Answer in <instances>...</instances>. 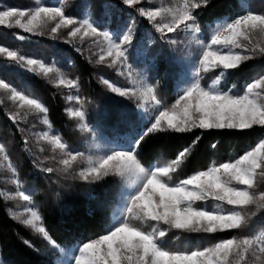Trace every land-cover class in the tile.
<instances>
[{"label":"snow or ice","instance_id":"6c2138e0","mask_svg":"<svg viewBox=\"0 0 264 264\" xmlns=\"http://www.w3.org/2000/svg\"><path fill=\"white\" fill-rule=\"evenodd\" d=\"M151 4L152 0H144ZM125 5L135 6L141 0H123ZM209 0H175L172 6L155 8H138L139 14L161 34L184 32L191 34L196 43L197 53L191 61L190 79L182 81L178 99L171 108H164L158 99L156 86L143 78L133 76L131 88H120L108 80L102 82L121 97L135 98L138 107L153 105V113L148 126L136 137H133L125 148H110L103 154L85 157L83 152H73L62 142L58 135L45 131L42 139L48 141L53 150L59 149L63 157L59 164L63 167L55 169L45 167L42 171L69 172L79 159H85L87 167L78 177L92 182L104 177L116 176L124 186L122 202L116 209L115 223L104 235L89 240L73 249L64 251L59 264H242L246 257H254L252 264H264V230L255 237H232L220 240L203 248L190 251H172L164 245L169 233L177 230L183 233H217L220 231L245 229L251 218L264 210V139L254 147L245 151L238 159L219 164L214 163L208 170L199 171L176 183H171L172 175L177 173L199 141L196 137L192 143L179 151L174 159L163 165L146 168L138 158V149L150 134L159 132H191L194 129H253L264 127V76L246 84L242 94L224 92L218 86L221 80L237 70L254 55L264 56V46L253 43L254 35L264 37V14L246 10L235 18L222 20L211 29L209 39H199L196 34L201 29L196 10L206 7ZM51 34L68 28V36L83 40L89 36H99L106 42L101 49L98 63L109 60L108 66L126 65L128 46L133 35L131 29L123 35H114L109 31H100L90 19L77 21L66 15L64 6H46L42 0H35V6L20 10L9 7L0 10V26L18 27L31 34H44V29L51 23ZM19 39H25L20 36ZM175 43V41H171ZM0 54L27 66L29 71L37 75L49 77L57 73L56 83L59 86L77 88L76 80L66 79L54 66L27 58L16 50L0 46ZM219 69V75L211 85H203L204 74ZM0 89L10 93L9 99L19 102V108L34 110L44 114L43 123L50 127L46 119L47 107L34 96H29L0 78ZM69 100L78 97H68ZM69 115L78 118L79 128L83 132L91 129L85 123V112L82 109H68ZM19 113L10 118L16 122ZM0 154L8 160L5 145L0 143ZM13 176L16 169L9 164ZM259 178V179H258ZM17 184L16 197L32 203L30 195L19 190ZM11 198V197H10ZM205 202L202 206L197 202ZM215 202L211 208L207 202ZM254 209V211H252ZM29 218L22 223L30 226L52 247H58L44 226L38 224L40 215L31 207L26 208ZM15 219L20 220L21 214ZM133 221H139L135 224ZM149 225L151 231H145Z\"/></svg>","mask_w":264,"mask_h":264},{"label":"trees","instance_id":"16d2710c","mask_svg":"<svg viewBox=\"0 0 264 264\" xmlns=\"http://www.w3.org/2000/svg\"><path fill=\"white\" fill-rule=\"evenodd\" d=\"M243 1H248L253 8L264 3V0H210L206 7L197 9L203 36L208 38V25L214 20L222 17L235 18L243 14ZM33 3V0H0V6L19 9L28 8ZM63 6L68 15L75 17H80L89 8L95 19V26L117 33L124 30L125 20L135 14V9L121 0H65ZM105 11L111 14L104 15ZM135 17L140 28L128 46V60L136 67L155 63L152 78L156 81L158 96L166 108L174 102L177 94L175 85L179 79V66L173 62L165 41L157 39L149 43L144 33L152 29L151 24L138 15ZM20 36L25 39H19ZM0 45L16 50L23 56L54 63L70 70L77 77L79 105L85 112V119L91 129L89 132L81 131L79 123L69 115L66 91L56 86L48 77L37 75L29 71L26 65L21 67L0 54V78L43 102L48 109L47 117L51 126L69 150L86 152L92 131L112 140L125 141L138 136L149 124L138 114L137 107L130 100L112 92L102 82L101 77L114 80V73L93 62L92 57L86 56L78 45L6 26H0ZM256 70L264 72V56L252 58L239 69L230 70L225 87L232 86L236 93L242 92L246 84L251 83L259 73ZM9 111L0 99V139L16 165L20 181L31 196L42 218V224L52 240L59 247H69L106 234L113 208L122 190L120 178L108 176L92 182L84 181L78 177L79 168L84 164L82 160L75 163L69 172L42 171L45 167L59 169L63 166L56 161L49 148L38 144L24 131L25 126H28V130L40 127L38 122L27 123L29 118H25L16 119L14 123ZM196 137L200 139L195 150L178 172L172 175L171 183L199 171H206L214 163L219 165L238 159L264 139V127L255 126L248 130L194 129L185 133L166 131L150 134L140 145L138 158L146 168L166 164ZM7 175L10 174L6 169L0 168V264H55V248L41 234L22 223V213L20 220L14 218L19 214L14 211L23 202L18 197L10 198L4 194V190L12 191L15 186L6 181ZM261 190H264V183H261ZM204 203L200 201L197 205L202 206ZM211 204L212 201L207 202L209 208ZM133 223L140 224L139 221ZM144 230L151 231V227L145 225ZM261 230H264V210L257 212L245 229L208 234L173 230L166 238L164 246L172 251H190L234 236H252Z\"/></svg>","mask_w":264,"mask_h":264},{"label":"rangeland","instance_id":"374dc122","mask_svg":"<svg viewBox=\"0 0 264 264\" xmlns=\"http://www.w3.org/2000/svg\"><path fill=\"white\" fill-rule=\"evenodd\" d=\"M64 1L65 0H51V1L42 0V3L44 5H46V6H58V5H61V4L63 5ZM121 1L123 2V0H121ZM33 2L34 3L30 7L35 6V0H33ZM174 3H175V0H152L151 4H147V3L144 2V0H141V3L138 4V5H135V6L127 5L129 7H132L133 9H135V14L133 15V17H130L129 19L125 20L126 21L125 22L126 26L124 27V30L122 32L117 33V32L111 31L108 28H105L103 30H101L99 28L98 29L100 31H102V32L103 31L112 32L114 35H119V34L123 35V34L127 33V31L129 29H131L132 35H133V39H135V37L137 35V32H138V30L140 28L139 23L137 22L135 16L138 15L139 18H143V19L147 20L146 18L142 17L139 14V12L137 10L138 8H140V7L155 8V7H160L161 5L172 6ZM242 5H243V8H244V13L246 12V10H251L254 13H257V14H264V3L259 5L256 8L251 7L249 5L248 1H243ZM30 7L24 8V9H29ZM7 8H9V7L5 6V5L0 6V10H5ZM17 9H19V8H17ZM24 9H20V10H24ZM110 14L111 13H108L107 11H105V13H104V15H110ZM66 15H68V14L66 13ZM68 16H71V15H68ZM71 17H73L77 21H82L84 19H90L94 23V20H95L94 17H93L92 11L89 8H86L83 11V14L80 17H75V16H71ZM228 19H231V18L222 17V18H218V19L214 20L212 23H210L208 25V30H207L208 31V38L207 39H209V34H210L211 29L214 28L218 22H221L222 20H228ZM139 20H141V19H139ZM54 24H55V22L49 24L47 26V28L44 29V34L43 35H48V36L55 37V38H58V39H61V40H67V41H70L73 44L78 45V47H81L82 52H84L86 56L88 55L89 57H92L93 62L98 63V58H99V55L101 54V49L106 47V42L103 41L102 37L89 36V37L84 38L83 40H81L79 37L73 38V37L68 36L69 29L68 28H63V27L58 30L57 34L53 35V34H51L50 29H51V27L54 26ZM94 25H95V23H94ZM144 34L146 35L147 39H149V43L152 42V41L154 42L157 39H161L162 41H165L168 44V48L171 51L173 62L176 63L179 66V79L176 81V85H175V90H176L177 94L175 96L174 102H172L169 106L166 107V108L170 109L171 106L178 99L180 88L184 86L182 81H186V80L190 79L189 72H190V68H191V61L195 57V55L197 53V47L198 46L191 39V34H189V33H184V32L168 33L167 36L162 38L161 34L159 32H157L155 30V28L152 26V29L150 31L145 32ZM196 36L199 39L207 40L203 36V33L201 31H200V33H197ZM171 41H175V43H172ZM255 42H259V43H261L262 46H264V37H259L258 34L254 35L253 43H255ZM2 55L6 56V54H2ZM259 56L260 55L257 54V55H254L253 58H258ZM25 57H27V56H25ZM27 58H33V57H27ZM34 59H37V60L43 62L47 66H54L56 69L59 70V74L60 75H63L66 79L76 80L78 82L77 77L74 74H71L70 70L63 69V68L57 66L54 63H46L44 60L39 59V58H34ZM98 64L99 65L101 64V66L109 68L111 70V72L114 73V76H115L114 80L108 79L106 77H101V80H108L111 84H113L116 87L131 88V87L134 86V82L132 80H130V78L128 76V72L131 71L133 73V76H135L137 78L145 79L148 83L155 85L156 86V90H157L156 81H154L153 78H152V70H153V67L155 65L154 62L153 63L151 62L150 64H147V65H142L140 67H136V66H133V64H131L129 62L128 56H127L126 65L117 64L116 66H111L110 67V66H108L109 65V60H106L104 63H98ZM258 70H256L255 72L257 73ZM219 71H220L219 69H214V70L204 74V79L201 81V83L203 85H211L213 80L216 78V76L219 75ZM40 75H42V74H40ZM57 75H58L57 73H52V74H50V76L48 78L56 86L61 87L64 91H66V97H67V101H68L67 110L68 109H81V107L79 105L80 104V100L79 99L78 100H76V99L69 100L68 99L69 96L78 97L77 92L79 90V85H78L77 88H68L67 86H59L56 83ZM227 76L228 75H226L221 80V82H220L218 87L224 92H227V91L231 90L232 94H242L245 88L243 89L242 92H240V93L237 92L236 93L233 90L232 86H230L228 88L225 87V81H226ZM260 76H264V72H261V73L259 72L255 76V79H258ZM9 96H10V93L6 92L5 90L0 89V99L3 101L4 105L10 110L9 112L11 113V115L19 113V115L16 118L18 120L29 118V120H26L27 123L28 122L29 123H31V122L34 123L35 121L38 122V126H40V127H33L34 129L28 130V128H27L28 126L24 125L25 126L24 131L26 132L28 137L35 139V141L38 144L44 145L46 148H49L54 153L55 159L59 163V161L62 158H64L63 154L61 153V151L59 149L53 150V146L48 141L42 139V137H41V134L43 132H45V131H48L50 134L57 135L55 133L56 131L53 129L51 124H50V127H49L48 125H45L43 123V119L45 118L44 114L36 113L34 110H29L27 108H19L18 107L19 102L18 101L17 102H13L12 100L9 99ZM157 96H158V92H157ZM125 98L130 100L137 107V112H138L139 115L142 116V119L147 121V122H149L150 117L152 115H154V113H153V107L154 106L153 105H146L144 107H138V104L140 102L137 99L129 98V97H125ZM158 99L160 100L159 96H158ZM72 118H74V117H72ZM46 119L48 120L47 114H46ZM74 120L77 121L78 123H80L78 118H74ZM84 122L87 123L86 119H85ZM25 124H26V122H25ZM89 128H90V126H89ZM126 140L125 141H123L121 139L112 140L111 138H108L106 136L100 135L97 132L92 131L91 132V136H90V140H89L90 142H89L88 150L86 152H84L85 153V157H87L89 155H91L93 157L99 156V155L103 154L104 152H106L107 150H109L110 148H125L126 149L128 147V145H129L131 139H126ZM0 143H3L1 139H0ZM6 152H7V155H8V160H4L3 159V154H0V168L6 169V172H8L10 174V175H7L5 177L6 181L12 182L15 186H14V189L12 191H9V189L4 190V194L7 197L16 198L15 194H16V191H17V184H15L13 181L18 179L19 180V184H20V189L19 190L25 191V193L29 195V193L26 191V189L24 188L23 184L20 181L19 175L17 173V167L14 164L13 160L11 159V157L9 156L7 148H6ZM80 160H82L84 162V164H83V166L81 168H79V171H81L83 168L87 167L86 160L85 159H79L77 162H79ZM9 164H11L16 169V175L15 176H13L11 170L9 169V167H8ZM123 192H124V186L122 185V190H121V192H120V194L118 196V201H117V203L114 206L113 211H112L109 229L115 223H117L115 212H116V209L120 206V204L122 202V194H123ZM22 202H23V205L21 207H19L18 209H16V211H14V212H17L19 214L22 213L24 215L23 219L29 218V214L26 211L27 207H31L33 209V211H36L38 213L37 209L34 206L33 201H32L31 204H28V202L23 201V200H22ZM198 202H200V201H198ZM198 202H197V204H198ZM214 203L215 202H212L211 207L213 206ZM38 224L43 226L42 218H41V221L38 222ZM259 233H257V234H259ZM257 234L252 235L251 237H255ZM78 245H80V244L77 243V244H74V245L69 246V247H59V246L56 247L55 248L56 256H55V259H54L55 264H59V262L63 258V252L61 251V249H63L64 251H68V250H71L75 246H78ZM253 260H254V257H252L251 255H248L246 257V261L242 262V264H252Z\"/></svg>","mask_w":264,"mask_h":264}]
</instances>
